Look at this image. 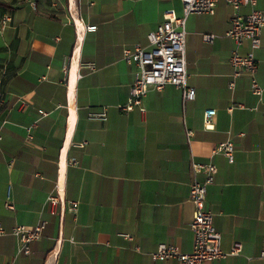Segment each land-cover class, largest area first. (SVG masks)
I'll use <instances>...</instances> for the list:
<instances>
[{"label":"crops","instance_id":"1","mask_svg":"<svg viewBox=\"0 0 264 264\" xmlns=\"http://www.w3.org/2000/svg\"><path fill=\"white\" fill-rule=\"evenodd\" d=\"M257 8L264 13V0ZM166 9L183 14L180 0H0V264H177L151 253L159 243L193 248L191 160L217 167L205 207L221 249L242 244L239 254L205 264H264V92L253 95L246 74L228 86L232 7L218 0L213 14L185 19L193 98L167 84L148 90L144 113L120 108L137 70L123 50L147 48ZM3 16L10 20L1 29ZM248 50L244 41L239 52ZM254 56L264 87V27ZM20 97L29 101L23 111ZM207 109L216 111L212 128L203 126ZM225 141L232 161L213 152ZM49 194L63 197V215L60 205L50 212ZM8 196L13 210L4 206ZM42 220L30 253L19 251L13 227Z\"/></svg>","mask_w":264,"mask_h":264},{"label":"built area","instance_id":"2","mask_svg":"<svg viewBox=\"0 0 264 264\" xmlns=\"http://www.w3.org/2000/svg\"><path fill=\"white\" fill-rule=\"evenodd\" d=\"M182 3V16H177L173 9H166L162 14V20L156 28L147 34L148 47H143L139 43L133 44L131 48L123 50V59L127 63H133L137 66L134 72L130 95L125 105L120 106L122 110H132L137 107L140 113H144L145 107L142 103L148 90L153 88L161 91L167 84H171L182 90L183 100L194 97L195 90L187 86V72L185 61V19L191 14H213L218 0H180ZM233 9L230 16V27L225 32V36L230 38L235 48L229 57V63L232 67L231 80L228 86L233 89L235 80L243 74L250 78V92L261 99L264 87L257 79L256 72L258 62L255 59L254 52L260 47L261 29L264 27V13L257 8V0H225ZM247 7L246 13H241V8ZM10 20L8 16H3L1 29H4L6 23ZM86 30H95L96 25L85 26ZM215 35L212 33H203L204 42H213ZM244 41L249 42V50L245 54L239 52V48ZM18 109L23 111L29 101L25 97L18 100ZM4 98L0 94V106L3 105ZM239 107L243 108L242 104ZM44 114L43 111H39ZM216 111L207 109L203 115V126L205 128L213 127V117ZM97 117L104 119L105 113L96 114ZM34 124L26 127V138H32V128ZM187 134H190L188 132ZM1 139V136H0ZM233 145L230 141L214 144L213 152L223 153L229 161H232ZM192 181L189 187V200L193 205L192 219L190 229L193 231V248L190 252H182L177 246L159 243L151 253L153 260H165L173 258L177 264H205L206 261L225 258L227 255H237L242 251V244L234 242L229 252L221 249L220 233L213 225V214L206 209V188L213 182L217 167L211 162H197L191 160ZM203 174V181L197 179L198 174ZM47 201L50 205V212L63 215L65 203L63 197L59 194H49ZM72 203V202H71ZM75 206L76 203H73ZM7 209L13 210L14 204L7 197L4 202ZM74 209V208H71ZM47 221L42 220L33 228L25 225H16L12 229V234L18 239V250L25 254L30 253L29 243L41 237V231ZM3 230L0 226V234ZM124 237L131 239L129 234Z\"/></svg>","mask_w":264,"mask_h":264}]
</instances>
